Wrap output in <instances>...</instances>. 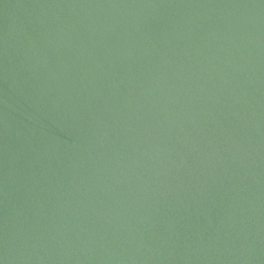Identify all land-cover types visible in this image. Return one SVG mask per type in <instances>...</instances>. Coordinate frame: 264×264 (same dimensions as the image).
<instances>
[{
	"label": "water",
	"instance_id": "95a60500",
	"mask_svg": "<svg viewBox=\"0 0 264 264\" xmlns=\"http://www.w3.org/2000/svg\"><path fill=\"white\" fill-rule=\"evenodd\" d=\"M0 264H264V0H0Z\"/></svg>",
	"mask_w": 264,
	"mask_h": 264
}]
</instances>
